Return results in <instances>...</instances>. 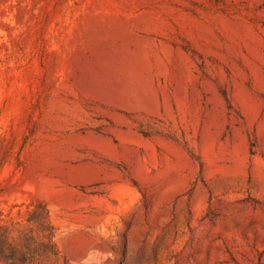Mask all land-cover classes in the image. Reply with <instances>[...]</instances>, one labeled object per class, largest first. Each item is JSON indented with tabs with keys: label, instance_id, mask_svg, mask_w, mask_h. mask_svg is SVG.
Returning <instances> with one entry per match:
<instances>
[{
	"label": "rangeland",
	"instance_id": "1",
	"mask_svg": "<svg viewBox=\"0 0 264 264\" xmlns=\"http://www.w3.org/2000/svg\"><path fill=\"white\" fill-rule=\"evenodd\" d=\"M0 59V226L43 202L59 250L31 264H264V0H0Z\"/></svg>",
	"mask_w": 264,
	"mask_h": 264
},
{
	"label": "trees",
	"instance_id": "2",
	"mask_svg": "<svg viewBox=\"0 0 264 264\" xmlns=\"http://www.w3.org/2000/svg\"><path fill=\"white\" fill-rule=\"evenodd\" d=\"M1 60V59H0ZM28 223H33L29 232H23L14 240L8 239V229L0 226V263L1 264H31L44 259L56 260L59 250L54 241L53 227L49 221V211L43 202H37L29 207ZM37 229L40 239L33 234Z\"/></svg>",
	"mask_w": 264,
	"mask_h": 264
}]
</instances>
